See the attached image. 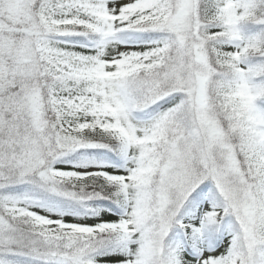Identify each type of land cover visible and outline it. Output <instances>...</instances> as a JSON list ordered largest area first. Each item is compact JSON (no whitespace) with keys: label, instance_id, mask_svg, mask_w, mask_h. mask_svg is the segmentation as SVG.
Returning a JSON list of instances; mask_svg holds the SVG:
<instances>
[{"label":"snow or ice","instance_id":"snow-or-ice-1","mask_svg":"<svg viewBox=\"0 0 264 264\" xmlns=\"http://www.w3.org/2000/svg\"><path fill=\"white\" fill-rule=\"evenodd\" d=\"M0 264H264V0H0Z\"/></svg>","mask_w":264,"mask_h":264}]
</instances>
